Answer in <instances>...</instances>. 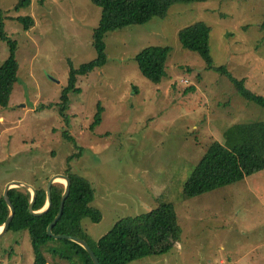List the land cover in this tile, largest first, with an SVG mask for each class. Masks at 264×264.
Wrapping results in <instances>:
<instances>
[{
	"label": "rangeland",
	"instance_id": "obj_1",
	"mask_svg": "<svg viewBox=\"0 0 264 264\" xmlns=\"http://www.w3.org/2000/svg\"><path fill=\"white\" fill-rule=\"evenodd\" d=\"M19 1L0 0L18 63L10 103L0 106V198L12 181L44 185L71 170L92 183L91 205L102 214L98 223L82 222L92 243L123 218L175 207L180 241L128 264H264V170L195 198L183 194L209 145L223 143L235 123L264 120V107L179 41L180 30L205 22L214 66L264 96V0H180L165 18L108 33L106 64L79 77L69 122L57 105L71 62L80 68L97 57L93 31L102 11L90 0H30L16 8ZM25 16L34 21L28 30L15 20ZM148 46L172 48L160 84L142 76L136 61ZM9 54L8 42L0 41V66ZM99 104L102 121L92 128ZM45 256L48 264H72ZM33 258L26 230L0 238V263Z\"/></svg>",
	"mask_w": 264,
	"mask_h": 264
},
{
	"label": "trees",
	"instance_id": "obj_2",
	"mask_svg": "<svg viewBox=\"0 0 264 264\" xmlns=\"http://www.w3.org/2000/svg\"><path fill=\"white\" fill-rule=\"evenodd\" d=\"M102 11L100 22L93 31V47L97 57L75 68L71 62L68 87L61 96L58 109L61 116L69 122L68 109L70 94H81L78 86L79 77L87 76L96 68L106 64V42L108 33L129 26L145 25L151 19L165 18L170 8L180 0H90ZM205 1V0H202ZM30 0H20L16 6H28ZM6 17L0 8V41H7L10 54L0 66V106L8 107L13 85L16 82L18 63L16 61L17 44L5 32ZM25 30L31 28L34 21L31 17L15 18ZM212 28L205 22H197L179 32L181 45L192 52L199 53L207 62L208 69L225 76L239 95L248 101L264 107V96L255 94L230 76L224 68L215 67L210 50ZM172 48L169 46H148L136 55L141 72L149 82L160 84L166 77V64ZM103 106L98 105L92 128L102 121ZM65 136L76 142V137L69 130ZM223 143L213 141L208 151L193 169L183 187L186 198H195L217 188L236 183L245 177L264 170V120L235 123L223 132ZM81 147L79 151L81 152ZM75 154L74 156L80 154ZM72 180L71 195L66 201L64 215L53 233L56 235L76 236L85 240L95 251L101 264H128L129 262L154 254L167 253L179 242L182 228L178 215L172 204H161L144 214L119 220L113 228L97 242H90L83 228V220L90 218L98 223L102 218L101 211L91 204L95 200L92 183L81 175L66 173ZM36 199L33 211H39L46 202L45 186L35 188ZM66 185L54 183L51 186V205L40 216L28 211L30 192L23 188H11L10 202L14 207V216L9 231L26 230L29 234L34 253L32 264H48L45 252L53 256L72 261V264H94L87 250L70 240H57L47 236L46 229L60 212ZM9 216V207L4 198H0V228ZM45 248V249H44Z\"/></svg>",
	"mask_w": 264,
	"mask_h": 264
},
{
	"label": "water",
	"instance_id": "obj_3",
	"mask_svg": "<svg viewBox=\"0 0 264 264\" xmlns=\"http://www.w3.org/2000/svg\"><path fill=\"white\" fill-rule=\"evenodd\" d=\"M60 179L66 180V182H67L66 191H65V194L62 198L61 208H60V212H59L58 216L56 217V219L52 220V222L48 225V227L46 229L47 236L54 238V239H57V240H70V241L76 242L77 244H80L81 246H83L87 250V252L91 256L94 264H101L98 256L95 253V251L85 240L80 239L76 236L56 235L53 233L54 226H56L58 224V222L61 220V218L64 215L66 201L68 200V198L71 195L72 180L69 176H67L65 174L53 175L47 181L46 186H45L46 202H45V205L43 206V208L38 212L33 211V204H34L35 199H36V189L33 186L27 185L25 183L18 182V181H12V182L8 183L5 187L3 198L9 207V216H8L4 226L2 227L3 231L0 233V238L3 237L8 232L10 222L14 216V207L11 204L10 198H9V191L11 188H23V189L28 190L30 192V195H31L30 196V202L28 204V211L30 212V214H32L34 216H40V215L44 214L49 209V207L51 205V186L54 183H58Z\"/></svg>",
	"mask_w": 264,
	"mask_h": 264
},
{
	"label": "crops",
	"instance_id": "obj_4",
	"mask_svg": "<svg viewBox=\"0 0 264 264\" xmlns=\"http://www.w3.org/2000/svg\"><path fill=\"white\" fill-rule=\"evenodd\" d=\"M10 181H11V180H10ZM45 184H46V183H45ZM45 184H44V185L39 184V185H37V186H33V187H34V188H39V187L45 186ZM39 211H40V210H39ZM36 212H38V211H36ZM1 228H2V227H1ZM1 232H2V231H1ZM7 233H8V232H7ZM7 233H6V234H7ZM6 234H5V235H6ZM5 235H4V236H5Z\"/></svg>",
	"mask_w": 264,
	"mask_h": 264
},
{
	"label": "bare ground",
	"instance_id": "obj_5",
	"mask_svg": "<svg viewBox=\"0 0 264 264\" xmlns=\"http://www.w3.org/2000/svg\"><path fill=\"white\" fill-rule=\"evenodd\" d=\"M61 181L66 182V180H64V179L59 180V182H61ZM1 231H3V228H0V233H1Z\"/></svg>",
	"mask_w": 264,
	"mask_h": 264
},
{
	"label": "built area",
	"instance_id": "obj_6",
	"mask_svg": "<svg viewBox=\"0 0 264 264\" xmlns=\"http://www.w3.org/2000/svg\"><path fill=\"white\" fill-rule=\"evenodd\" d=\"M0 264H5V263L1 262Z\"/></svg>",
	"mask_w": 264,
	"mask_h": 264
}]
</instances>
